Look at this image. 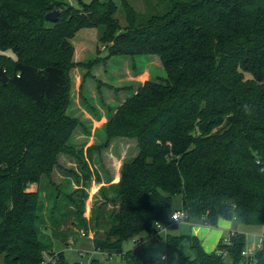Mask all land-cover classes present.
Masks as SVG:
<instances>
[{
  "label": "trees",
  "instance_id": "obj_1",
  "mask_svg": "<svg viewBox=\"0 0 264 264\" xmlns=\"http://www.w3.org/2000/svg\"><path fill=\"white\" fill-rule=\"evenodd\" d=\"M158 1L168 10L141 19L121 0L122 29L112 1L74 8L53 0H0V69L9 78L0 82L3 264H40L51 253L38 227L45 221L39 192L30 186L49 177L58 154L70 148L75 121L64 113L69 40L86 28L103 27L99 41L108 57L154 55L166 74L140 85L106 121L99 149L127 138L135 140L137 154L123 163L118 183L109 187L112 195H102L112 211L91 213L95 228L102 229L94 232L93 248L119 256L121 264H165L140 249L124 252L122 244L137 243L154 223L175 228V197L185 222L215 227L219 219H235L264 227V0ZM52 11L59 12L56 23L45 20ZM79 164L86 183L88 165L80 159ZM65 199L73 208L55 220L56 204L48 216L56 236L69 232L59 229L69 216L76 227L86 225L84 190ZM228 236L230 245L221 239L211 253L192 235L167 234L165 247L185 239L193 255L182 258L183 264H226L218 252L228 255V264H245V236ZM56 260L69 264L62 252ZM253 264H264V242Z\"/></svg>",
  "mask_w": 264,
  "mask_h": 264
},
{
  "label": "rangeland",
  "instance_id": "obj_2",
  "mask_svg": "<svg viewBox=\"0 0 264 264\" xmlns=\"http://www.w3.org/2000/svg\"><path fill=\"white\" fill-rule=\"evenodd\" d=\"M53 1L65 3V6L78 8L80 2L88 4L91 0ZM99 1H112L117 6L115 18L123 29L126 26V20L121 0ZM124 1L141 19L151 15H160L168 10V5L160 3L158 0ZM102 31L103 27L81 29L69 40L72 46V53L68 62L69 70L66 81V98H68V102L64 113L75 121L71 135L67 140L70 148L68 152L58 154L57 164L49 177H42L37 186H30V189L39 192V201L43 205L41 214L44 219L50 216L51 211L58 204L53 217L55 220H59V217L66 210L73 208V204L69 205L65 196L84 190L86 200L82 218H84L86 225L80 228L76 227V224L70 223L74 220L71 216H69L70 218L67 219V222L62 224L65 225V228H68L63 230L71 232L72 236L70 237L75 239V243H71L69 239L66 242H61V240L56 239L58 236H53L52 232L51 235L53 237H50L49 231L51 229L48 223L44 221V224H38L43 244L52 245L53 251L51 252L54 255L57 252H63V256L69 264H91L92 260L96 261L94 264H121L119 256L111 259L108 257L101 259L93 251L92 242L90 241L94 237V232H99L100 229H96L93 225L91 213L96 210L105 215L112 211L114 208L112 203L106 202V205L103 206L102 195H112L109 192V187L118 183L123 163L129 161L137 154V147L134 139L114 138L108 142L106 148L99 149L106 141L104 126L113 113L114 109L112 108H116L127 97L131 96L138 85L146 81H155L166 77L159 58L154 55L108 57L107 48L99 41ZM7 55L13 61L15 60V56L12 53ZM89 147H92V150H88L86 153ZM94 148L96 149L94 150ZM112 157L113 161L109 163L107 160L112 159ZM79 159L88 165L90 178L86 183L81 180ZM118 161L120 162L119 177L118 181L115 182ZM99 171L102 173L106 172L103 175L105 184L97 186V184H93L92 180H94L95 173ZM102 190L103 193H101ZM100 207H104L103 211H101ZM172 207L174 210H180L179 197L173 199ZM230 223L233 225L234 230L245 236L249 244L258 241V239H253L252 236H260L264 233V227L243 226L233 220H230ZM196 224L199 225L196 220L177 222L176 227L171 228L168 235L177 237L191 235V227ZM82 232L86 233L85 238L81 237ZM227 235H224L221 239L226 238ZM140 239L137 243L133 242V239L125 241L122 244L123 251L140 249L153 259L165 260V264H183L182 258L193 255L185 239H182L173 248L165 247L164 236L159 241H155L148 232H144L141 234ZM81 251L87 252L88 255H82L83 252ZM45 254L47 255L48 253H44V258ZM222 259L226 264L229 263L227 254ZM0 264H3L1 257Z\"/></svg>",
  "mask_w": 264,
  "mask_h": 264
},
{
  "label": "crops",
  "instance_id": "obj_3",
  "mask_svg": "<svg viewBox=\"0 0 264 264\" xmlns=\"http://www.w3.org/2000/svg\"><path fill=\"white\" fill-rule=\"evenodd\" d=\"M140 85H142V84H140ZM140 85H138V87L140 86ZM137 87V88H138ZM135 92V91H134ZM133 92V93H134ZM112 109H115V108H112ZM107 119V118H106ZM105 119V120H106ZM92 139H94V138H92ZM115 158V157H114ZM115 160V159H114ZM109 163L111 162V161H113V157H112V159L110 158V159H108L107 160ZM117 161V160H116ZM119 162V161H118ZM118 167L116 168V176H117V178L115 179V182H117L118 181V177H119V168H120V162L118 163V165H117ZM106 172L104 171V173H102V172H97V175H98V177H99V180H96L95 179V177H94V180H92L93 181V184H97V186H100V185H102V184H105V182L103 181V179H104V174H105ZM73 185V184H72ZM74 187H75V185H73ZM76 188V187H75ZM31 190H33V189H31ZM97 190V189H96ZM111 195V194H110ZM102 201V200H101ZM44 216H45V214H44ZM45 220V222H47L48 223V225L50 226V231H49V234L51 235V232H52V234H54L53 236L54 237H56V233L54 232V228L50 225V222L48 221V218H45L44 219ZM47 220V221H46ZM234 222H238L240 225H242L239 221H237V220H233ZM72 222V221H71ZM70 222V223H71ZM71 226V225H70ZM62 228H65V225H61L60 227H59V229H62ZM67 228V227H66ZM65 228V229H66ZM73 228H75V227H73ZM68 229V228H67ZM66 231V230H65ZM102 231V229L100 230V232ZM169 232H170V230L169 229H167V234H169ZM190 234L192 235V236H194V237H196L197 239H198V241H199V243H200V245H201V247H202V249H203V251L204 252H206V253H211V252H213L215 249H216V246H217V244L219 243V241H220V239L224 236V235H226V234H228V233H234V232H237L238 233V231H236V230H234L233 229V225L230 223V221H228V220H223V219H219L218 220V222H217V225L215 226V227H206V226H199V225H195V226H192L191 227V230H190ZM52 235L50 236V237H53ZM70 236H72V234H71V232H68V233H63V235H60V236H58V237H56V239L57 240H61V242H66L68 239L70 240V242L73 240V243H75V239L72 237H70ZM94 236V235H93ZM70 237V238H69ZM92 240V239H91ZM90 242H92V241H90ZM249 244V243H248ZM67 245V244H66ZM251 245V244H250ZM46 249H50L51 251H53V248H52V245L50 246H47L46 245ZM57 253H59V252H57ZM63 253V252H62ZM164 262H165V260H164Z\"/></svg>",
  "mask_w": 264,
  "mask_h": 264
},
{
  "label": "built area",
  "instance_id": "obj_4",
  "mask_svg": "<svg viewBox=\"0 0 264 264\" xmlns=\"http://www.w3.org/2000/svg\"><path fill=\"white\" fill-rule=\"evenodd\" d=\"M3 71V70H2ZM4 72V71H3ZM185 214L182 210H177L175 212H173L170 216V220L172 222H180V221H184L185 220ZM151 236V238L155 241H159L163 236L165 237L167 235V228L162 226L159 223H154L153 226V230L148 232ZM86 234H84L83 232L81 233V237L85 238ZM253 239H258V241L256 243H252L251 245L247 243L245 244V247L243 248V250L241 251L240 255L241 257L244 259V263L245 264H253L254 263V255L256 253L257 250H260L262 248L263 242H264V233L261 234L260 236H252ZM138 242V241H137ZM71 243H73V240L71 241ZM222 243L225 246H229L230 245V239L229 236L227 235L226 238L222 239ZM93 251L96 252L101 259H103L104 257H108L109 259L113 258L114 256H108L105 255L103 253H101L100 251H97L93 248ZM83 252L82 255L87 256L88 253ZM92 254V253H91ZM218 254L222 255V257L225 256V252H218ZM44 256V255H43ZM56 255L51 253H48L47 255L45 254V258L43 260V262H41L40 264H56Z\"/></svg>",
  "mask_w": 264,
  "mask_h": 264
},
{
  "label": "water",
  "instance_id": "obj_5",
  "mask_svg": "<svg viewBox=\"0 0 264 264\" xmlns=\"http://www.w3.org/2000/svg\"><path fill=\"white\" fill-rule=\"evenodd\" d=\"M59 17L58 11H52L45 15V20H47L50 23H56ZM9 81L8 76L0 69V82L2 85L7 84Z\"/></svg>",
  "mask_w": 264,
  "mask_h": 264
}]
</instances>
